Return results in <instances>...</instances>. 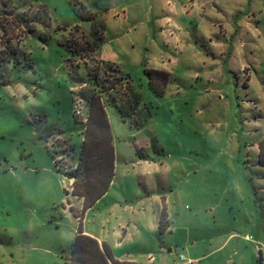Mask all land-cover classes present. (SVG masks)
<instances>
[{"label":"rangeland","instance_id":"obj_1","mask_svg":"<svg viewBox=\"0 0 264 264\" xmlns=\"http://www.w3.org/2000/svg\"><path fill=\"white\" fill-rule=\"evenodd\" d=\"M162 1L186 6L182 19L164 5L172 21L160 35L179 40L162 44L168 61L181 60L171 63L163 92L150 88L144 67L133 59L126 68L130 82L116 66H100L109 73L99 81L113 145L144 139L150 150L138 149L140 156L170 167L172 189L183 200L172 246L177 261L200 256L195 264H264V166L253 152L262 146L264 160V110L255 102L257 86L264 87V0H252L251 7L247 0H217L220 8L213 9L206 0ZM150 2L0 0V264H67L72 218L61 205L73 198L70 174L79 163L88 97L99 94L85 70L98 63L86 50L94 24L83 17L90 12L105 31L106 17L125 20L122 9L129 5L149 12ZM236 13L243 16L237 33ZM107 80L121 87L107 90ZM128 83L150 107L139 131L115 106Z\"/></svg>","mask_w":264,"mask_h":264},{"label":"crops","instance_id":"obj_2","mask_svg":"<svg viewBox=\"0 0 264 264\" xmlns=\"http://www.w3.org/2000/svg\"><path fill=\"white\" fill-rule=\"evenodd\" d=\"M150 1L149 7L153 6V12L152 8L147 12L144 5L140 7L129 5L122 9L126 11L125 20L117 18L115 14L112 17H106L103 43L98 51L93 53L98 61L116 66L128 78H130L126 69L128 59H133L144 69L163 72H170V65L175 61H168L169 48L163 47L162 41L167 39V43H173L179 39L173 36L164 39L160 35V30L163 31L166 22L172 21L170 14L164 16V5L166 4L169 8V13L173 16L179 15L182 19L184 18L182 12H186L184 9L186 6L180 1L171 6L172 9L169 2ZM247 3L246 6L251 7L252 0H247ZM194 5L198 8V5ZM207 7L220 8V5L217 0H206ZM212 15L211 11L209 16ZM242 17L239 13L233 16L235 32L243 26ZM190 20L186 17L184 22L188 24ZM127 27L134 28L130 35L124 32ZM144 44L147 45L145 54L142 53ZM137 45H139V52L136 50ZM129 47L133 49L130 50ZM226 54L225 52L224 57ZM179 61L174 62L175 65ZM255 102L264 110L263 86H257ZM54 131L64 136L61 131ZM128 137L136 139L134 134ZM113 147L114 176L107 192L87 210H83V200L76 197H73L69 205L63 209L64 215L72 218L69 233L71 244L81 233L97 241L100 246L105 245L108 248L114 261L109 264H175L177 260L172 253V246L173 238L177 236L175 225L179 213L176 207L179 203L181 205L183 200L172 189L173 185L169 180L170 167L163 160H154L150 154L141 157L136 154L138 149L150 150L144 139L120 146L113 145ZM253 152L259 164L258 144ZM76 158L79 162V157L76 156ZM69 208L77 214V218L69 212ZM163 208L166 210L167 227L164 232H161L160 218ZM202 258L193 257L195 261ZM195 261H192L193 264L196 263Z\"/></svg>","mask_w":264,"mask_h":264},{"label":"trees","instance_id":"obj_3","mask_svg":"<svg viewBox=\"0 0 264 264\" xmlns=\"http://www.w3.org/2000/svg\"><path fill=\"white\" fill-rule=\"evenodd\" d=\"M83 19L94 24L92 26L90 40L86 43L87 52L89 55H93L103 43L104 26L102 23H99L98 28H96L95 24L98 23V20L90 12L85 13ZM28 30V32L32 31V29ZM73 30L78 31V26H74ZM65 44L68 50L72 53L76 52L77 54V47L73 48L68 41ZM96 64L97 67L92 71L86 69V75L93 86L98 88L99 93H102L105 91L103 87L104 82L99 81L100 66H108V69L111 66L100 61ZM66 68L72 81H74L75 78L70 61H67ZM144 74L148 79L150 88L158 94L163 92V89L171 79L170 74L163 71L144 69ZM122 80V77L119 79L113 77L112 82H120ZM126 80L130 82L128 77H126ZM106 82L109 84L107 90H115L116 83H110L108 80ZM117 87L120 88L121 85ZM103 102L99 94L93 93L88 97V117L80 153L78 155L79 163L76 169L70 174L73 179L71 195L83 200V210L91 208L107 192L114 176V147L108 115ZM115 106L121 118L127 121L130 129L134 131L141 130L151 117L150 107L142 106L140 94L132 89L130 83H128V86L122 93L120 105ZM137 154L139 156L141 155L138 151ZM262 154L263 150L262 146H260L259 164L264 166ZM64 193L65 196L68 195L66 191ZM66 205H69L68 199L61 206L64 209ZM68 210L76 218L78 217L71 208ZM166 227V210L163 208L160 218V231L164 232ZM109 262L114 263L105 245L100 246L97 241L81 233L75 237L70 246V255L67 259V264H109Z\"/></svg>","mask_w":264,"mask_h":264},{"label":"built area","instance_id":"obj_4","mask_svg":"<svg viewBox=\"0 0 264 264\" xmlns=\"http://www.w3.org/2000/svg\"><path fill=\"white\" fill-rule=\"evenodd\" d=\"M97 67V64H94L93 65V69H95ZM101 68V67H100ZM104 72V73H103ZM101 74H103V75H107V74H109V73H106V71H104V70H101L100 69V75ZM108 78H110V79H113V77L114 76H111V75H108L107 76ZM126 82H127V80H126ZM122 83H124V79L122 80ZM110 91V90H109ZM106 94V92H102V93H100V96H101V98L103 97V95H105ZM102 100H103V98H102ZM54 166L56 167V170L58 171V172H60V168H59V166H58V163H57V160L56 159H54ZM175 264H193V262L192 261H188V260H185L183 257H180L179 258V261H177Z\"/></svg>","mask_w":264,"mask_h":264},{"label":"water","instance_id":"obj_5","mask_svg":"<svg viewBox=\"0 0 264 264\" xmlns=\"http://www.w3.org/2000/svg\"><path fill=\"white\" fill-rule=\"evenodd\" d=\"M258 255H259V258L261 259V253L260 252L258 253Z\"/></svg>","mask_w":264,"mask_h":264}]
</instances>
